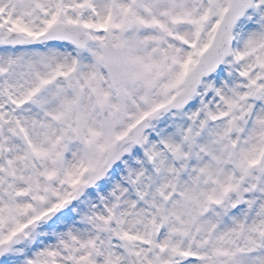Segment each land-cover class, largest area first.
I'll return each instance as SVG.
<instances>
[{"label": "rangeland", "instance_id": "obj_1", "mask_svg": "<svg viewBox=\"0 0 264 264\" xmlns=\"http://www.w3.org/2000/svg\"><path fill=\"white\" fill-rule=\"evenodd\" d=\"M230 3L0 0L3 36H35L58 21L91 35L84 49L0 46V145L10 159L0 160V243L21 236L0 264H132L130 251L141 264H264V0L239 20L232 54L192 102L159 112L184 89ZM108 40L125 51L123 97L105 70ZM73 68L75 88L41 89ZM53 99L69 109L53 114ZM145 115L144 142L129 140ZM184 251L192 260L180 263Z\"/></svg>", "mask_w": 264, "mask_h": 264}, {"label": "water", "instance_id": "obj_2", "mask_svg": "<svg viewBox=\"0 0 264 264\" xmlns=\"http://www.w3.org/2000/svg\"><path fill=\"white\" fill-rule=\"evenodd\" d=\"M253 2L254 0H232V3L229 9L225 12L211 44L201 56L195 68L188 75L186 88L179 92L174 97V99L166 105V110L170 111L172 109L184 106L189 101L191 96L196 92L203 78L224 61L225 57L231 51L234 24ZM46 38H68L81 46H84L88 43V37L84 35L82 28L76 25L58 24L56 28L47 34ZM18 41L24 42L25 40L14 39L13 36L9 39L10 43ZM103 54L114 88L119 92L120 95H124L127 91V78L126 66L122 51L120 49H116L110 42L107 45H104ZM66 78L71 80L70 76H67ZM75 83V81H72L71 85H74ZM103 112L107 117L110 116V109L108 105L103 106ZM148 123L149 119L142 122L136 130L132 131L131 137L141 140L142 132L148 127ZM4 156L5 153L3 152L2 157ZM260 167H264V160L261 162ZM83 191L84 186L79 189L78 196H80ZM15 241L16 237L9 242L1 243L0 256L7 252ZM131 256L134 259L133 264H140L139 258L134 252H131Z\"/></svg>", "mask_w": 264, "mask_h": 264}, {"label": "bare ground", "instance_id": "obj_3", "mask_svg": "<svg viewBox=\"0 0 264 264\" xmlns=\"http://www.w3.org/2000/svg\"><path fill=\"white\" fill-rule=\"evenodd\" d=\"M65 101V100H64ZM69 108L65 105H60V103L58 102V100H52L51 104H50V110L53 114H57L59 112V110H64V113L68 110ZM71 109V108H70ZM72 110V109H71ZM63 112V111H62ZM41 119H45V117H42ZM47 121H49V119H46ZM51 122L55 123L54 117H51L50 119ZM42 122V121H41Z\"/></svg>", "mask_w": 264, "mask_h": 264}]
</instances>
